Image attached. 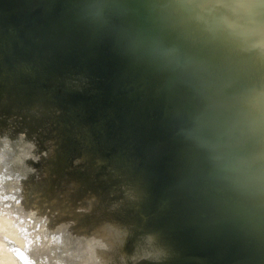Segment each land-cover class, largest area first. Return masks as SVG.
<instances>
[{
    "label": "water",
    "instance_id": "obj_1",
    "mask_svg": "<svg viewBox=\"0 0 264 264\" xmlns=\"http://www.w3.org/2000/svg\"><path fill=\"white\" fill-rule=\"evenodd\" d=\"M0 264H264V0H0Z\"/></svg>",
    "mask_w": 264,
    "mask_h": 264
}]
</instances>
